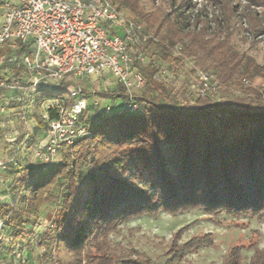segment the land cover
<instances>
[{"label":"trees","instance_id":"1","mask_svg":"<svg viewBox=\"0 0 264 264\" xmlns=\"http://www.w3.org/2000/svg\"><path fill=\"white\" fill-rule=\"evenodd\" d=\"M224 1L201 0L220 8L230 4ZM237 1L232 9L228 7L227 18H246L252 35H263L264 15H253L251 9L264 11V0ZM112 2L143 27L151 37L144 47L154 46L166 66H182L175 54L180 49V55L195 59L197 68L215 72L219 86L226 89L241 86L238 81L243 74L264 79V72L254 70L258 66L253 59L235 53L228 21L209 19L207 6L199 9L195 0H168L166 13L146 9L141 0ZM19 51L26 48L20 45ZM153 69L156 74L143 75L146 84L136 94L138 112L87 116L84 121L90 125L91 136L65 149L60 163L41 167L15 185L23 207L0 203V219L13 229L11 243L32 234L26 224L54 198L55 189L60 191L61 207L54 213L52 234H45V240L51 250L57 240L67 245L65 264H151L143 257L117 253L111 243L121 225L146 215L203 210L214 217L250 215L264 220V88L260 94L248 93L230 102L220 103L209 96L179 107L163 101L167 84ZM15 71L17 79L21 69ZM70 86L61 82L50 91H38L43 99H63ZM121 97L125 98L124 92ZM54 118L50 112V119ZM142 170L151 174L144 182ZM207 236L180 245L179 237L172 238L168 253L179 259L197 248H211L214 239ZM242 250H232L224 264H243ZM253 251L249 264H264V250L255 247ZM45 257L38 258V264H45ZM55 257L53 264H64Z\"/></svg>","mask_w":264,"mask_h":264},{"label":"built area","instance_id":"2","mask_svg":"<svg viewBox=\"0 0 264 264\" xmlns=\"http://www.w3.org/2000/svg\"><path fill=\"white\" fill-rule=\"evenodd\" d=\"M150 38L141 25L117 10L112 0L0 1V53L9 50L0 55V72L11 68L24 74L20 82L0 79V91L16 90L26 96L41 88L50 91L70 77L108 73L124 91L123 110L138 112L136 92L144 88L146 79L135 68H156L157 78L165 81L173 77L159 58L139 53ZM20 45L26 48L23 53ZM180 51L175 54L180 55ZM195 74L196 98H207L220 88L211 72L196 68ZM68 92L66 98L50 100L42 116L48 143L35 158L45 169L53 167L77 140L91 136L90 125L84 121L90 115L89 105L100 113L112 112L111 107H102L100 96L88 95L81 86L70 87ZM50 112L55 113L54 119H50ZM5 224L0 223V232Z\"/></svg>","mask_w":264,"mask_h":264},{"label":"rangeland","instance_id":"3","mask_svg":"<svg viewBox=\"0 0 264 264\" xmlns=\"http://www.w3.org/2000/svg\"><path fill=\"white\" fill-rule=\"evenodd\" d=\"M13 1L16 2V0ZM141 2L148 10L160 9L166 13L169 10L167 6L168 0H141ZM195 2H199V9L207 6L206 12L208 13L209 19L214 21H216V19L217 21H228L233 37L232 39L230 38V41L234 45L235 53L240 57L243 56L253 59L258 69H254L255 67L252 68L255 71L263 73L264 34L256 38L250 31L251 27L248 19L239 18L237 16L228 19V15L226 16V14H228V9H232L233 6H236L238 1L229 0L230 4L226 5L224 8H220L217 5H206V3L201 2V0H195ZM122 11L127 16L133 18L127 10L123 9ZM251 11L253 15H264V11L261 9H251ZM210 24L214 27L213 21ZM262 29L264 30V26ZM6 52H9V50H6L5 53ZM140 52L148 56L152 55L160 58L154 46L149 48L142 47L139 49V53ZM176 57L181 59L182 66L179 67L177 65L167 64L173 77L165 81L167 84L165 86L167 93L162 95V99L168 104H178L179 107H189L193 105L195 99H198L196 98L194 89L198 84L195 74L197 68L196 61L194 58L187 57L183 54L176 55ZM191 62L193 64L192 66ZM135 70L146 77L156 74V70L147 65L137 66ZM209 72L215 75V72ZM0 76L4 79H8L7 81H11L10 79H12L11 77L14 75L11 68H9L4 72H0ZM68 81L71 86H81L84 90L88 89L86 92L90 90L96 92L101 97L105 94H112L115 92L113 89L104 90L100 82L95 80L84 81L75 77H70ZM238 83H240L241 86L237 84L231 86L229 89L220 86L217 92H214L210 96L217 102L225 103L235 98H246L248 97V93L253 95L256 93L260 94L261 89L264 88V79H251L250 74H243ZM139 92L141 91H137L136 94H139ZM30 94L36 97L34 101L37 102L33 104L34 107H31L32 113L36 111L38 117H40V115L43 116L50 99H43V93L39 91ZM3 96L5 97L7 94L3 93L2 97ZM261 99L264 103V95ZM41 100L44 102L41 103ZM6 109L10 110L11 108L10 106L6 108L5 106H0L1 112H5ZM17 114L19 118H21L19 113ZM87 119L88 117L86 115L85 120ZM0 134V192L1 196H5L4 198H6V200L0 199L6 204L22 208L24 201H22V198L20 196L18 197L16 193H13L15 192V185L20 182L24 176L30 175L31 172H35L44 166L42 163L35 161L31 150H29V145L24 148L28 140L25 137L26 135H24L23 139L16 140V146L13 149L14 151H12L10 150L8 142V139L11 140L9 135L3 134L2 132H0ZM10 154L13 155L12 159L9 157ZM61 161L62 157H60L59 161L55 164ZM2 164H4L6 168H4ZM150 178L151 174L148 171L142 170V181L144 182V180L146 181ZM61 199L60 191L55 189L54 198L50 197L49 202L43 207L39 216H33L26 224V228L30 230L32 234L26 236L22 241L11 243L10 238L13 229L7 226L2 228L0 232L2 236L0 240V264H38L37 259L45 256H47L45 257V264H53L52 257L54 255L56 256V260L64 264L69 260V250L63 241L57 240L53 244L51 250V248L47 249L48 241L45 240V234H52L50 232L52 230L51 224L55 211L61 207ZM2 221L3 220L0 219V223ZM181 230L183 232L177 235ZM207 234V237H210L209 239H214V246L211 248H197L192 252L186 253L185 256H181L179 259H175L168 253L172 238L179 237L178 245H180L192 238ZM111 243L113 249L117 253L126 254L131 258L135 256L143 257L149 260L151 264H224L227 255L236 248L243 249L241 252L243 264H249L254 254L253 248L258 247L260 250H264V220H259L250 215L232 218L225 215L214 217L207 215L203 210L189 211L179 215H168L162 212L157 217L146 215L121 225L118 231L112 234ZM43 244H45V246H42ZM54 250H56L55 254Z\"/></svg>","mask_w":264,"mask_h":264},{"label":"crops","instance_id":"4","mask_svg":"<svg viewBox=\"0 0 264 264\" xmlns=\"http://www.w3.org/2000/svg\"><path fill=\"white\" fill-rule=\"evenodd\" d=\"M160 64L166 66L161 61H160ZM15 70L13 71L14 76L11 77L12 79L10 80L13 82L22 81L24 74L21 71L19 73L18 78L15 79L14 78L15 72H16ZM78 79H81V78H78ZM81 80L99 81L100 84L102 85V88H104V90L113 89L115 92H113L112 94H105L102 97L100 96L102 99V107L109 106L112 108V111H122L123 110L124 97H121V95L123 94L124 91L121 89V87L117 86V84L114 81V78L110 74L107 73L100 77H89V78H83ZM67 82L70 83L69 81ZM70 87H74V86H70ZM87 90L88 89H85L84 91L86 92ZM88 92H86L88 95H92V94L98 95L96 92H93L90 90ZM3 93L7 94V96L2 97ZM30 93H33V92H28L26 96H24L22 92L16 91V90L15 91H0V97H1L0 106H5V108L10 106L11 108L10 110L6 109L5 112L0 111V132H2L3 134L9 135L11 140L8 139V142L10 145V150L12 151H14L13 149L16 146V140L17 139L21 140L24 138V135H26L25 137L28 140H27V145L24 146V148H26L29 145L28 146L30 148L29 150H31L33 158L35 159V161H37L35 158V154L38 151L44 150V148L46 147L48 143V135L46 132L47 126H46L45 121L42 119V116L40 115V117H38L36 111L34 113H32L31 111V107L33 106V104L37 102L34 101V98L36 97L31 96ZM41 101H42L41 103L44 102L43 100ZM89 106H90L89 107L90 115H94L96 112L100 113V111H98L97 109L92 108L91 105ZM17 113H19L20 117H21V114H24V118L22 117L19 118ZM9 157L12 159L13 155L10 154ZM0 196H1V192H0ZM4 197L1 196L0 198L6 200V198ZM0 203L3 205H9V204L4 203L1 199H0Z\"/></svg>","mask_w":264,"mask_h":264}]
</instances>
